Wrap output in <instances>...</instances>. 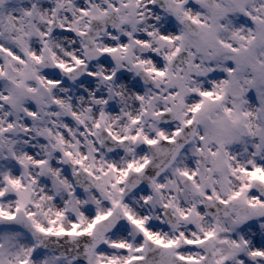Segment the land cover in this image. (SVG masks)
Returning <instances> with one entry per match:
<instances>
[{"label": "snow or ice", "instance_id": "snow-or-ice-1", "mask_svg": "<svg viewBox=\"0 0 264 264\" xmlns=\"http://www.w3.org/2000/svg\"><path fill=\"white\" fill-rule=\"evenodd\" d=\"M0 264H264V0H0Z\"/></svg>", "mask_w": 264, "mask_h": 264}]
</instances>
